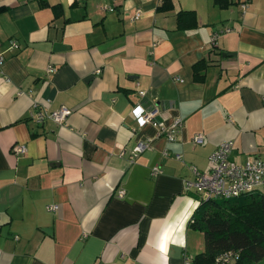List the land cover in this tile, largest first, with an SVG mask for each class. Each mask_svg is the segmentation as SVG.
Returning a JSON list of instances; mask_svg holds the SVG:
<instances>
[{
	"label": "crops",
	"instance_id": "crops-1",
	"mask_svg": "<svg viewBox=\"0 0 264 264\" xmlns=\"http://www.w3.org/2000/svg\"><path fill=\"white\" fill-rule=\"evenodd\" d=\"M227 1L158 11V0H0V264H190L203 251L188 224L190 167L207 170L222 140L233 161L264 160V0L243 11ZM178 10H192L196 26L177 29ZM32 103L70 113L36 123ZM137 105L156 109L159 125L181 119L175 139L138 126Z\"/></svg>",
	"mask_w": 264,
	"mask_h": 264
},
{
	"label": "built area",
	"instance_id": "built-area-1",
	"mask_svg": "<svg viewBox=\"0 0 264 264\" xmlns=\"http://www.w3.org/2000/svg\"><path fill=\"white\" fill-rule=\"evenodd\" d=\"M249 0H242L239 3L241 10L243 11ZM140 9H135L132 13L131 19L136 20L140 17ZM231 29L225 27L221 30L212 32L209 37L211 44L214 43L216 37L220 33H227ZM10 48H18L17 42L10 40ZM5 60L4 51L0 41V70ZM51 65L46 66V72L53 71ZM95 73H99V69H94ZM1 73V71H0ZM141 95L142 92L138 91ZM28 112V116L36 123H41L44 119H49L56 124L65 123L66 116L70 113L69 109L59 107L54 110H47L44 106H39L36 103H32ZM138 126L144 124H151L157 129V134H161L167 141H172L181 126V119L175 118L169 125H159L155 120L156 109H144L140 105L134 106L131 109ZM203 140L201 133H194L191 137L192 143L199 144ZM150 142V139L146 138L143 142L136 145L135 151L140 152L144 150ZM232 141L222 140L207 156V170L199 171L194 166L190 167L192 174L191 180H184L183 188L186 191H191L198 199L207 198H233L242 194H248L252 192L264 191V160L250 156L246 157L241 162H236L229 159V153L231 150ZM25 151L23 144H14L11 147V152L15 155L21 154ZM120 152L119 154H121ZM180 159L179 155H175ZM160 173L157 165H153L150 168V175L155 176ZM123 190L119 189L117 195L121 196ZM58 208L57 204H46L44 209L48 212H54ZM238 258V252L232 249L224 250L218 253L212 264H233Z\"/></svg>",
	"mask_w": 264,
	"mask_h": 264
},
{
	"label": "trees",
	"instance_id": "trees-1",
	"mask_svg": "<svg viewBox=\"0 0 264 264\" xmlns=\"http://www.w3.org/2000/svg\"><path fill=\"white\" fill-rule=\"evenodd\" d=\"M218 7L227 0H212ZM172 8V0H158L156 10ZM177 29L196 26L192 10L175 13ZM204 62L192 65V77L200 80ZM188 224L203 233L204 249L193 255L190 264H212L214 257L228 249L238 252L233 264H251L264 257V191L242 194L233 198L198 199Z\"/></svg>",
	"mask_w": 264,
	"mask_h": 264
},
{
	"label": "rangeland",
	"instance_id": "rangeland-1",
	"mask_svg": "<svg viewBox=\"0 0 264 264\" xmlns=\"http://www.w3.org/2000/svg\"><path fill=\"white\" fill-rule=\"evenodd\" d=\"M251 264H264V257L260 259L259 261L253 262Z\"/></svg>",
	"mask_w": 264,
	"mask_h": 264
}]
</instances>
